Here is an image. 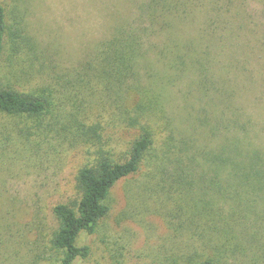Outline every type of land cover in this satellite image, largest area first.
Instances as JSON below:
<instances>
[{"label":"trees","instance_id":"trees-1","mask_svg":"<svg viewBox=\"0 0 264 264\" xmlns=\"http://www.w3.org/2000/svg\"><path fill=\"white\" fill-rule=\"evenodd\" d=\"M130 1L134 9L117 14L81 64L59 72L30 33L34 0H0V116L20 118V135L54 134L51 147L88 154L77 196L52 206L57 264L89 257L80 236L97 231L121 180L168 216L184 245L169 264H264V118L242 109L245 88L214 74L223 49L216 17L200 13V0ZM184 78L202 106L187 111L180 131L171 106ZM109 128L134 136L117 147Z\"/></svg>","mask_w":264,"mask_h":264},{"label":"rangeland","instance_id":"rangeland-1","mask_svg":"<svg viewBox=\"0 0 264 264\" xmlns=\"http://www.w3.org/2000/svg\"><path fill=\"white\" fill-rule=\"evenodd\" d=\"M199 8L216 17L214 39L218 43V36L223 46L216 54L214 74H226L239 90L245 88L239 91V100L246 102L242 109L247 116L255 112L264 118V0H200ZM128 9H134L130 0H34L28 25L62 72L78 67L95 43L112 32L117 14ZM189 81L184 78L172 96L179 130L187 111L194 114L202 106L200 92ZM260 125L264 136V123ZM23 127L20 118L0 116V264H57L61 253L49 242L57 223L52 206L77 196L75 177L88 154L78 148L67 150V144L51 147L48 140L54 142V134L44 141L38 130V135L18 134ZM108 130L118 138L117 147H125L134 136L132 131ZM1 131L12 138L7 141ZM138 185L121 180L114 186L110 213L94 234L80 236L79 244L90 246L89 257L73 264H169L168 258L184 251L169 228L168 216L149 211ZM127 188L135 197L129 202Z\"/></svg>","mask_w":264,"mask_h":264}]
</instances>
